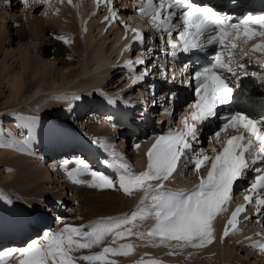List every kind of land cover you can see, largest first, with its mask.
<instances>
[{
	"label": "snow or ice",
	"instance_id": "6c2138e0",
	"mask_svg": "<svg viewBox=\"0 0 264 264\" xmlns=\"http://www.w3.org/2000/svg\"><path fill=\"white\" fill-rule=\"evenodd\" d=\"M21 2L27 7L30 0ZM31 2L44 5L49 0ZM101 2L108 6L109 11L104 20L118 19L117 12L111 7L113 0H96L97 6ZM68 3L71 4L72 0ZM138 12L162 34L160 39L171 50L169 54L173 59L178 54L194 50L205 54L203 60L197 59V66L191 73L189 63H185L180 71L181 76L190 77L194 85V100L187 105L185 114L180 118L181 127H169L167 132L156 137L147 151V165L143 171H133L130 163L112 145L100 140L94 143L102 144L112 158L111 166L118 169L115 182L113 177L91 168L84 159H79L77 166L70 170L66 165L64 167L68 179L74 184L99 189L118 188L128 196L141 192L140 202L131 212L123 215L103 217L89 225L65 224L55 232L47 231L40 239L31 240L21 249L0 252V264H8L9 258L17 252L18 264H77L78 260L90 264H116L109 259L110 255L126 256L136 245H109L97 253L74 255L82 249L100 245L109 235L113 245L117 240L136 236L152 247L203 248L215 239L214 221L219 214L229 210L230 204L235 203L234 187L248 173L253 178L247 194L243 196L244 203L235 204L223 236L239 230L240 214L253 202L255 215H264V113L254 115L231 107L238 87L236 81L241 77L251 75L264 83V73H250L247 68V65L255 63L264 69V13H248L233 22L230 15L198 0H142ZM124 26L127 28V25ZM132 32L133 40L142 43L144 33L136 28ZM56 38L65 44L72 43L68 36ZM250 41L256 42L249 46ZM130 47L126 45L125 51ZM237 48H240L239 59L235 51ZM147 51L151 53L154 50ZM145 63L143 57L125 61L130 69ZM149 74V69L145 67L143 73L134 76L132 84L139 83ZM190 80L186 78L182 82L189 83ZM222 110H226V114L220 115ZM212 119L220 121L213 134V140L220 148L217 150L213 146L212 155L203 149L197 152L195 146L200 144L201 129ZM229 129L238 134L228 135ZM3 146L0 144V147ZM135 147L138 149L140 145ZM182 159L194 164L198 174L202 169L206 170V175H200L199 182L190 188H169L165 182L173 177ZM105 164L109 161L106 160ZM85 176L90 179L82 178ZM0 199L4 197L0 196ZM153 217L154 223L149 228L137 230L144 221ZM244 219L250 217L245 216ZM250 246L264 253V240H257ZM137 264L163 262L151 259L138 261Z\"/></svg>",
	"mask_w": 264,
	"mask_h": 264
},
{
	"label": "rangeland",
	"instance_id": "374dc122",
	"mask_svg": "<svg viewBox=\"0 0 264 264\" xmlns=\"http://www.w3.org/2000/svg\"><path fill=\"white\" fill-rule=\"evenodd\" d=\"M61 9H62L61 11L65 10L64 8H61ZM58 12H60V11H58ZM19 14H17V15H19ZM51 14H50V16H58V15H55V13H51ZM12 15H11V17H12ZM37 15L40 16L38 11H37ZM5 16L6 15L3 16V12L1 11L0 12V29H2L4 32H8L9 34L15 33L14 27L21 26L22 24L25 27L27 25L26 23H31L30 25H32V26L37 25L38 22L40 24L45 25L46 21L49 18V16H46V17H41L40 16V17L36 18V21L32 24V22H28V21H30L29 19H27V22H26L25 21L26 18L24 19L21 16H18V17L16 16L17 20H18V23L20 24V25H18L17 22H14V23L12 22V21H14L13 19L16 18L15 15H13V17H12L13 19H10L9 17H7V16L5 17ZM4 17H5V19H4ZM1 18H3V19H1ZM69 19H70V22H72L71 13H69ZM62 21H63L64 24H67V22L69 23L68 20L66 21V18L64 20H62ZM72 25H73V22H72ZM27 31H28V28H27ZM59 36H62V35H59ZM66 36L70 37L71 39L75 38L74 37V28H72L71 32L68 35H66ZM109 36L107 38H105L103 36L101 37L100 35L95 36V34H91V36H90L91 38H94V42L91 44V46H93L94 48L95 47H101L102 50L104 48L103 54L101 53L102 54L101 57L104 58V56L106 55L105 56L106 65L111 61V58H112L110 53L106 52V49H108L111 46V43H112L113 38H114L113 34H111ZM106 39H107L108 42H106V44L104 46V40H106ZM85 40L86 39L84 38L82 42H79L80 43L79 46L81 48L78 49L77 54H75L74 57H72L69 60H67V61H71V62H69V63L66 62V64H63V65L62 64H57V61H55L56 59L61 58L58 55V47H57V45L53 44V46H52L51 44H52L53 41L50 42L51 40L50 41L48 40V42L44 41L45 43L44 42H40L41 46L43 48H46L47 50H49L48 58H47V60H45V63L49 67L46 66L47 70H48V73L46 74L47 81L44 83V85H45V88H46V86L48 87V86L51 85L53 87L51 89H50V87H48L47 90L38 89L37 91H35V93H34V95L32 97L28 98L27 96L31 93V92H29V94H27V96H26V94L23 96L24 100L20 101V99L16 95V93L13 92L9 88V84L7 83V80L0 78V108L1 107L4 108L3 110H0V114H2V113H3V115L4 114H10L8 118H2L1 117L2 119L0 120V144H4L5 145L4 148L6 147L5 149H7V150L11 149L9 152L12 153V155H10L9 158H12L13 156L19 154V151L17 150V148L15 146L16 140H19V139L21 140V138L23 140H28L31 137V133H32L31 130H33L35 128L37 129V134H36L37 136L36 137H38V139L40 140V144H39L40 146L38 145V149H37V147H36V149H34V148L30 149L29 150V154L31 156H33V157L36 156L35 161H37L36 163L38 164V165L36 164V166H41L42 168L44 167L45 170L48 169V175L46 176L47 184L43 183L42 181H40V182H38L36 184H37V186H41L40 184H42L41 187H43L45 190L49 189V191H50L49 198L47 197V200L45 199L46 202H45L44 208L46 207V203L49 202L48 199L49 200L53 199V200L51 201V203L47 204L48 206L45 208L46 210L48 208H53L54 210L57 209L58 208L57 207L58 203H60L62 205L61 208H63L62 209L63 214L54 216L55 218H53V215L50 213L49 220H48L46 226H43L42 228L38 229V231H36V233H34L33 235H31L28 238H26V240L27 239H29V240L25 241L24 243H27V242H29V241H31L33 239H38V237L40 239L43 236V234L45 232H47V230L48 231H53V232L57 231V230H54V229L57 227L59 220H63L65 224H71V225H74V226L86 225L84 223H86V222L87 223L94 222V221H96V220H98L100 218H103V216H119V215H123L125 213H129L133 209V205H131V206L129 205L130 204L129 202L131 201V198L129 196H126V195L122 196V195L118 194V192H115L113 195H111V194L109 195L108 192H109L110 189H99V188L89 187L87 185H78V184L77 185L76 184H71L70 185L69 182H68V177L66 175V171L63 173V172H60V169L59 170L57 169L59 172H55L54 173L52 171L53 170L52 168H54V166H52V167L49 166L50 162L51 163L54 162L53 161L54 158L58 159L57 158V154L53 155L54 158L48 157V155H51L49 149L54 151L58 147H63V148L67 147L68 148L69 147V144L67 143L68 139L65 140V137L70 136L72 138L74 137V139H77V137L79 135H77L76 132L77 131L82 132L84 130L85 122L87 121L86 118H88L91 115V113H93V116H99L98 114L101 112V108H103L104 106L105 107L108 106L110 108H116V106H115L116 103H110L111 106H112L111 107V106L107 105L106 103L100 102L101 100L102 101L103 100H105V101L106 100H110V101L114 102V100L107 99V98H95L96 96H98V93L100 91V86L104 87V89H102V92L105 93V92L109 91V90H106V89L112 88V90H114V88H117L121 84V82H120V83L116 84L115 86L113 85V83L118 81L117 80L118 79L117 78L118 77V73H113L112 76H110V74H108V69L106 68L107 66L105 67V70H104V73H103L104 74V78L102 76H99V77L103 78L102 83L99 85L98 88L91 89V92L87 93V91L90 88H88L89 86H87L85 84L87 83V80H90L88 78H90L92 76H88V78H87V77H84V75L88 74V72L91 73V71L87 67V65L90 63V61L94 57H95V59H93V61L96 60V54H94L95 51H92L90 49V47H88L87 50H85V45H84ZM102 40H103V42H102ZM13 42L14 43L11 44L10 49H12V50L14 49L15 50L16 48H18V47H16V45L17 46L19 45L21 47L20 48L21 50L22 49H23V51H25V50L26 51H30L31 50L32 54L37 53L36 49H37L38 45L40 44L38 41L34 42V40H31V38H27V40H25V42L22 41L23 43L21 41H19V40H16V39ZM18 43H20V44H18ZM71 44H73V43H71ZM22 45H25V46L27 45L26 46L27 49L25 48V46H24V48H22L23 47ZM71 49L73 50L74 47L71 46ZM100 49H98V50H100ZM3 53L4 52L1 49L0 50V65L4 64V67L6 69L7 68L11 69V66L14 67V70H12V75H15V74L19 73V71H20L19 64L16 65L15 63H12L11 60H9L8 62L6 60L3 61ZM73 70L79 71V76L77 78H75L74 80H68V81L64 80L68 76L70 71H73ZM11 91L13 93H15V94H13ZM53 95L54 96L63 95V98L49 100L48 97H50V96L53 97ZM76 97H79V99H76ZM41 98H43V99L45 98L46 100L48 99L47 102L46 101H42L41 102V105H39L41 108H37L36 106H32V104L35 102V100H38V99H41ZM90 99H94V101H96L99 104L98 106H100L99 107L100 108V112L92 110V108H91L92 106L88 102V101H90ZM80 100L83 103H81V102L77 103L76 102V101H80ZM48 101H50V102L48 103ZM12 102L14 103V105H16L15 107L11 106V104H13ZM90 102H92V101H90ZM70 103L73 104L72 105L73 108L71 107L73 110H75L74 108L77 109V112H78L77 117H74L75 113H73V115H69L70 113H68V114H66V116L64 115V118H62L60 116V112H58L56 114V118H55L57 121H55L53 123H57L56 125H58L61 130L59 131V133H58V131L48 130V128L50 127L49 122H47L48 120L50 121V119L48 118L49 114L46 113L47 116H45V114H44L45 111H43L42 108L50 106V107H56L58 110L59 109H63V108L66 109L67 106ZM93 105L97 106V104H95V102H93ZM4 106H7V107H4ZM22 108H26L27 109V112H25V115L29 118L30 122L32 120L31 119L32 118L31 114H34V113L38 114L40 119L32 120L33 123H30V126L23 125V123L21 122L22 116L19 117L17 115V112L19 110H21ZM94 110H96V109L94 108ZM41 117H44V118H41ZM43 119H45L44 123L41 122V121H43ZM97 119L100 120L99 117ZM38 121H39V123H37ZM106 122H108V121L105 120L104 122H102V124L106 123ZM34 123H36V124H34ZM7 124H8L9 127H12L13 130H14V131H8L9 134L7 133ZM51 124H52V122H51ZM104 126L108 128V130H109L108 133H109L110 138L112 137L111 139H112L113 145H112V143H110V145H112L114 148H117V149L121 148L122 146L120 144H122V143L120 142V136H118L116 132L112 131V133H111L107 123H106V125L104 124ZM42 128L44 130H42ZM63 133H65V136L62 135ZM83 133H84V131H83ZM86 136L92 138L91 134H87ZM100 138L101 137H98V139H100ZM121 138L123 139V136H121ZM50 139H52L51 141L53 143L51 141H49ZM122 139H121V141H122ZM123 140H125V139H123ZM54 142L57 145L54 144ZM125 143H126V146H125L126 151L123 152V153L129 155V157H131V158H134V155L131 154V151H129L127 149V147H129L128 146V142L125 141ZM41 147H43V149ZM44 149H45V151H44ZM13 151L17 152L18 154L14 153ZM43 155L45 156V158H42ZM131 158H129L128 162L132 161ZM2 160L3 159L0 157V196H3L4 199H0V202H1L0 204H2V203H3L2 205L12 204V205H14V206H16L18 208L21 207L19 210L22 209L23 215H26L27 213L24 212L22 206L26 205V201H27L26 198L27 197L25 198L24 196H21V195H18V196L13 195L12 189H10V187L6 186L5 177L8 174V172H7L8 171L7 170V163H5ZM133 163L134 162H132V164ZM45 172H44V174H45ZM13 173H16V170ZM48 176H49V178H48ZM88 179H90V177H88ZM53 180L57 181V183L53 184V182H54ZM111 190H113V189H111ZM60 197H63V198H66V199L65 200H58ZM110 199L114 200L115 203H112V204L111 203H105V202H107ZM54 200H56L57 202H55ZM33 202L35 203V205H37L39 201L38 202L33 201ZM127 202H128V208L129 209H124V210L121 209V208H124L125 206H127ZM25 207H29V206H25ZM33 208H34V204H33ZM118 208H120L121 210H117ZM46 210H45V214H48V212H46ZM22 211H20V214H21ZM43 214H44V212H43ZM46 217H48V215ZM12 219H15L17 221V218H15V217L12 218ZM17 222H19V221H17ZM109 236H110V238H109ZM109 236H107V240H105L103 243H106V241H111V242H108V243H110L109 245L112 246V236L111 235H109ZM24 243H20V245H22ZM109 245H107V243H106L105 246H109ZM99 246L100 245L93 246L91 249H82L78 253H75V254H76V256H80V255H82V254H80L82 252L87 253V255L89 253H91V254L92 253H97V252H100L101 249H103V247H104V246H100L101 248H99ZM5 248L7 249V247H5ZM143 248H145L144 250H146L147 254H148V252H149V254H151L150 251H148V250H151V249H148L146 247H143ZM231 248H232L231 245L230 246H226V251H224V252L227 253V251H231L233 257L229 258V259L234 264L240 263L241 262V260H239L240 257H241L240 255H242V254L244 255V253H241L240 251H237V250H232ZM142 250L143 249H141V252L137 255V257L140 255V257H138L139 259L136 258V256H135V258L138 259V261H142V260L144 261V257H141V256L142 255L144 256L145 253H144V250L143 251ZM224 252H223V254H224ZM141 253H142V255H141ZM147 254H145L146 257H147ZM121 256L122 255H120V256H111L110 255L109 259L110 260H114L115 262L117 261L116 264H120L122 259L119 258V257H121ZM209 256L210 255H206L204 257H209ZM15 257L17 258L18 254ZM16 258H14L15 259L14 262H18V260H16ZM136 259H133V261L136 260ZM133 261H130V262H132L134 264ZM203 262H204V259H203ZM77 264H90V262L85 261V260H78ZM135 264H137V263H135ZM222 264H229V263L222 262Z\"/></svg>",
	"mask_w": 264,
	"mask_h": 264
},
{
	"label": "bare ground",
	"instance_id": "6f19581e",
	"mask_svg": "<svg viewBox=\"0 0 264 264\" xmlns=\"http://www.w3.org/2000/svg\"><path fill=\"white\" fill-rule=\"evenodd\" d=\"M0 10L3 12V16L6 15L10 19H13L12 18L13 15H15V17L16 16L17 17L21 16L24 19L26 18L25 19L26 22H27V19H29L30 21H28V22H32V24L36 21V18H38L37 16H34L35 11H36L35 9L32 10V11H29L28 14H26L24 12H18V10L12 9V8L6 9L5 7H0ZM58 10L60 11L57 14L58 16H50V14H47V16H49V18L46 21L45 25L40 24L39 22L35 26L30 25L31 23H26L27 25L24 27L23 24H22L21 26L14 27L15 33H12V34H9L8 32H4L2 29H0V50L2 49L3 52H4L3 53V61L6 60L8 62L9 60H11L12 63H15L16 65L19 64V67H20L19 73L15 74V75H12V70H14V67L11 66V69L7 68L8 69L7 70L4 67V64H1L0 65V78L7 80V83L9 84V88L13 92L16 93V95L19 97L20 101L24 100L23 96L25 94L27 96V94H29V92H31V93L29 94L30 96L29 95L27 96L28 98L32 97L34 95L35 91H37L38 89L47 90L48 87H50V89L53 88L51 85L48 86V87L46 86V88H45V85H44V83L47 81L46 74L48 73V70H47V67H46L48 65L45 63V60H47V58H48L49 50H47L46 48H43L41 46L40 42H44V41L48 42V40L49 41L51 40L50 42L53 41L52 44H51L52 46H53V44L57 45V47H58V55L61 58H58V59L55 58L56 59L55 61H57V64H62V65L66 64V62H68V63L71 62V61H67V60H69L70 57L71 58L74 57L75 54H77L78 49L81 48L79 46L80 43H79L78 39L75 36H74L75 38L72 37L74 40L70 38L72 40V43H73V44H70V45L69 44H65L62 40H58L56 38L59 35H62V36L68 35L71 32L72 28H73L72 22H70V19H69V13H68L69 11L67 9H65L64 11H61L62 10L61 8H58ZM17 14H19V15H17ZM11 15H12V17H11ZM5 17H4V19H5ZM17 17L14 18L13 19L14 21H12V22L13 23L17 22V24L20 25L18 23ZM65 18H66V21L68 20L70 24L68 22H67V24L63 23L62 20H64ZM1 19H3V18H1ZM27 28H28V31H27ZM91 34H93V32H91V31H89L86 34V36H85L86 40L84 42V45H85V50H87V48L90 47V49L92 51H95L94 54H96V60L93 61V59H95V57H94L90 61V63L87 65V67L90 70L92 68H95V72L92 75H88V74L86 75L87 78H88V76H92V77L88 78L90 80H87V83L85 84V85L89 86L88 88H90L87 91V93L91 92V89L98 88L99 85L102 83L103 78H104V74H103L104 71H103L102 63H104V61L102 62L101 60L105 59V56H106L105 55L104 58L101 57V55L103 54L104 48L102 50L101 47H95L94 48L93 46H91V44L94 42V38L90 37ZM103 37L107 38V36H103ZM27 38H31V40H34V42L38 41L40 43L38 45L37 49H36L37 53L32 54L31 50L30 51H26V50L23 51V49L22 50L20 49L21 47L19 45L18 46L16 45V47H18V48H16L15 50L14 49L13 50L10 49V46H11V44L14 43L13 41L15 39L19 40L21 42L22 41L25 42V40H27ZM119 40L121 42H124V40H121V39H118V38L115 39V40L113 39L110 47L111 48H113V47L117 48L120 45ZM102 42H103V40H102ZM106 42H108L107 39L104 40V46H105ZM18 44H20V43H18ZM22 46H23L22 48H24L25 45H22ZM26 46H25V48L27 49ZM71 46L74 47L73 50L71 49ZM98 49H100V50H98ZM108 67L111 69L110 66H108ZM113 73H118L119 74L120 72L112 70L110 72V76H112ZM78 76H79V71L73 70V71H70V73L68 74V76L64 80H67V81L68 80H74ZM99 76H102L103 78H101ZM15 93H13V94H15ZM45 98L44 99L41 98V99L35 100V102L32 104V106H36L37 108H41L39 106V105H41V102L42 101H46L47 102V100H48V99L46 100ZM48 98H49V100L60 99V98H63V95H61V96H54L53 95V97L50 96ZM95 98H100V97L96 96ZM90 101H92V102H90ZM90 101H88V102L91 104L92 110L100 112V108H99L100 106H98L99 104L96 101H94V99H90ZM49 102L50 101H48V103ZM76 102L77 103L81 102V100L80 101H76ZM93 102H95V104H97V106H94ZM100 102H103V101L101 100ZM81 103H83V102H81ZM103 103H106L107 105L111 106L110 103H115V102H112L110 100H106V102H103ZM72 105L73 104L70 103L67 106L66 109H64V108L63 109H59L60 111L56 107L47 106V107H43L42 108L43 111H45V113H44L45 116H47L46 113L49 114L48 118L50 119V121L48 120L47 122H49L50 127L48 128V130L58 131V133L61 130L60 127L58 125H56L57 123H53V122L57 121L55 118H56V114L58 112H60V116L62 118H64V115L66 116V114H68V113H70L69 115H73V113H75L74 117H77V114H78L77 109L74 108L75 110H73L72 109L73 108ZM11 106L15 107L16 105H14V103H13V104H11ZM115 106L117 107V105H115ZM4 107H7V106H4ZM94 108L96 110H94ZM3 109L4 108H2V107L0 108V110H3ZM25 112H27L26 108H22L21 110H19L17 112V115L19 117L22 116L21 122L23 123V125L30 126V123H33L32 120L40 119L38 114L34 113V114H31V116H32L31 119L32 120L30 122L29 118L25 115ZM9 115L10 114H4V115H3V113L0 114V120L2 118H8ZM98 117L99 116H93V113H91V115L88 118H86L87 121L85 120L86 122H85V126H84V134H91L92 137L94 136L95 138L101 137L99 139L100 141H106L107 143L109 142L108 144L112 143V145H113V142H112V139H111L112 137L110 138L109 133H108L109 130H108L107 127L104 126V124L106 125V123L102 124L101 119L100 120L97 119ZM41 118H44V117H41ZM44 120L45 119H43V121H41V122L44 123ZM51 122H52V124H51ZM37 123H39V121ZM34 124H36V123H34ZM97 124H98V126H97ZM42 130H44V129L42 128ZM8 131H14V130H13L12 127H9L8 124H7V133L9 134ZM31 132H32L31 133V137L28 140H23L22 138H21V140L20 139L16 140L15 146H16L17 150L19 151V154L17 152H14V151L13 152L18 154V155H15L13 153L15 156H13L12 158H9L10 155H12V153L9 152L11 149L7 150V149H5L6 147L4 148V146H3V147H0V157L3 159L2 161L7 163V170H8L7 172H8V174L5 177L6 186H8V187H10V189H12L13 195H15V196L21 195V196H24L25 198L27 197L26 198L27 201H26V205L25 206H29L27 208L31 212L29 213V212L26 211L25 213H27L28 215L32 214V215L40 216V214L43 215V212L46 210L45 208L48 206L46 204V207L44 208V205H45V202L47 200V197L49 198L50 191H49V189L45 190L43 187H41L42 184H40L41 186H37L36 183L42 181L43 183L47 184L46 176L48 175V169L45 170L44 167L42 168L41 166H36V164H37L36 163L37 161H35L36 156L33 157V156H31L29 154V150L30 149H33V148L36 149V147L38 149V145L40 144V140L38 139V137H36L37 136L36 135L37 134V129L35 128V129L31 130ZM62 135L65 136V133H63ZM77 139H79V136L77 137ZM51 140L52 139H50L49 141H51ZM54 144H56V143L54 142ZM41 148L43 149V147H41ZM44 151H45V149H44ZM134 153H135L134 164H132V166H133V169H136V167L139 166L138 163L140 162L139 149H135ZM120 155L122 157L124 156L125 160H127V161L129 160V158H131V157H129V155H127L125 153H122ZM42 158H45V156L43 155ZM53 161H54L53 163L50 162L49 166H51V167L54 166V168H52L53 169L52 171L54 173L55 172H59L58 171L59 169H60V172L64 173L66 171L64 165H66L67 169L70 170V169L76 167L77 164H78V162H74L73 159H70V161L67 162V163H64L59 158L58 159L54 158ZM15 170H16V173H13V172H15ZM44 172H45V174H44ZM175 177H176V179H175ZM175 177H174L175 180H179L180 179L179 177H181V174H179V177L177 175ZM48 178H49V176H48ZM82 178L88 179L87 176L82 177ZM68 182H69L70 185L74 184L69 179H68ZM54 183H57V181H54L53 184ZM113 190L110 189L108 194L109 195L110 194L113 195L115 192H118V194H120L122 196L126 195V194L123 193L122 190H119L118 188H115L114 191ZM141 195H142L141 192H134L133 195L129 196L131 198V201L129 202L130 203L129 205L130 206L133 205V208H134V205L136 203L140 202L139 200H140V196ZM126 196H128V195H126ZM62 198L63 197H60L58 200H65L66 199V198H63V199ZM52 200L48 199L49 202L48 201L47 202L51 203ZM33 201H36V202L39 201V202H38L37 205H35V203ZM113 201L114 200L110 199V200H108L105 203H111V204L115 203V201L114 202ZM2 204H0V214L5 212V213H8V215H9L6 225L8 227H11V228H15V227L19 226L20 222H17L15 219H12V218H14V217L16 218L17 214H18V216L21 219L24 217L22 209L19 210L21 207L18 208L16 206L12 205V204H5V205H2ZM33 204H34V208H33ZM121 209H123V210L124 209H129L128 208V202H127V206H125L124 208H121ZM121 209L118 208L117 210H121ZM20 211H22L21 214H20ZM44 214H45V212H44ZM103 217H109V216H103ZM84 224H87V222L84 223ZM143 224L144 223H142L141 227L139 229H137V230L143 231V228H144ZM64 225H65L64 221L63 220H59L58 225H57V227L54 230H59V229L63 228ZM216 225H217V222L214 221V228H215L214 235H215V239L213 240V242L211 244H208V245H206L203 248H191V247H189V248H184V249H170V248L164 247V246L153 247V248L146 247V248L152 250V251L148 250L151 253V254H149V252H148V254H149L148 255L146 250H144L145 248H143L145 246H142V245H139V244L136 243L137 241L140 240L136 236H128V237H125L124 239L117 240L116 243H115L116 246H118L119 244H123V243H133V244L136 245V247L134 248V250L131 253H129L126 256L122 255L121 257H119V258L122 259L120 264H133L130 261H133V259H136V258L140 257V255L137 257V255L141 252V249H143L144 253L147 254V257H146L145 254L143 256L142 253H141V255H142L141 257H144V261H148V260H151V259H158V260L162 261L163 264H221V262L222 261L224 262L225 259H226L229 262V264H234L229 259V258L233 257L232 256V252L231 251H227V253L224 252V251H226V246L227 245H232L234 250H240V252L245 253L244 255L243 254L240 255L241 257H240L239 260H241V262L238 263V264H263V260H261L255 254H252L251 251L246 250V246L244 244H241V243H236V245H235V243L230 244L231 242H235V239L237 238V236L241 235V232L230 236L229 238H227V240L223 244H220L218 242V238H217V235H216ZM109 238H110V236H109ZM38 239H39V237H38ZM18 240H19L18 242H22L23 240H25V236L24 235L21 236ZM105 240H107V237H105V239L101 242L100 246H104L105 247L106 243H107V245L110 244L108 242H111V241H106V243H103ZM27 243H24V245L23 244L22 245L18 244L19 246L18 247L16 246L14 249H21V248L25 247L27 245ZM13 244H16V243H13ZM149 245L151 246V244H149ZM8 246H7V249L9 248ZM100 246H99V248H101ZM7 249L5 248V249H3V251H5ZM223 252H224V254H223ZM76 253H78V252H76ZM17 254H18V252L15 253L11 258H9L8 264H18V262H14L15 261L14 258H16L15 256H17ZM80 254L85 255L84 252H82ZM204 254H211V256L214 254V256L209 257V258L207 257L205 259L201 258V259H204V262H203V260H200V259L195 260V258H199L200 255H204ZM75 256H76V254H75ZM115 256H120V255H115ZM135 256H136V258H135ZM138 259L133 261L134 264L138 262ZM16 260H17V258H16Z\"/></svg>",
	"mask_w": 264,
	"mask_h": 264
}]
</instances>
